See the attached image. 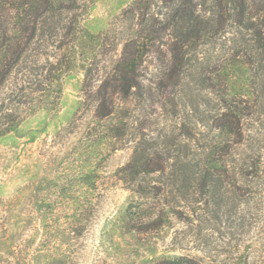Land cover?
<instances>
[{
	"label": "rangeland",
	"instance_id": "374dc122",
	"mask_svg": "<svg viewBox=\"0 0 264 264\" xmlns=\"http://www.w3.org/2000/svg\"><path fill=\"white\" fill-rule=\"evenodd\" d=\"M213 6L97 0L0 85V264H264V187L241 175L264 133L253 41L227 17L209 33ZM234 102L227 158L214 147Z\"/></svg>",
	"mask_w": 264,
	"mask_h": 264
},
{
	"label": "trees",
	"instance_id": "16d2710c",
	"mask_svg": "<svg viewBox=\"0 0 264 264\" xmlns=\"http://www.w3.org/2000/svg\"><path fill=\"white\" fill-rule=\"evenodd\" d=\"M97 0H0V85H3L9 77L16 71L26 57H28L35 45L48 30L50 37H67L72 32L79 33V30L73 26V22H78L76 12L81 8L87 11L96 3ZM218 2L219 7L213 6L210 9L211 17L208 19V32L217 33L215 22L227 17L236 23L241 32L251 34V43L248 51L252 52L254 63L257 64V81H256V114L260 126L264 129V0H214ZM248 1L252 2L253 8L250 9ZM230 4L234 11H227L223 3ZM73 14L70 20L67 16ZM218 17V18H217ZM198 18V17H197ZM65 20V22H64ZM51 24V25H50ZM82 33V32H81ZM84 36L85 34H81ZM233 55L240 53V46L234 45L230 48ZM232 55V56H233ZM64 64L52 66L49 75L57 72V79L60 83L63 74ZM48 81V80H47ZM116 84L123 86L125 78L114 79ZM122 91V90H121ZM123 92V91H122ZM245 112V111H244ZM243 112V114H244ZM242 112L236 102L227 106L226 116L223 124V138L220 142L215 143L214 149H219L221 156L232 158L234 146L240 144V141L234 139L239 134V117ZM15 129L14 125L4 129L2 133H7ZM256 143L250 153L245 154V162L255 171L248 173L245 168H241V175H251L252 178L262 181L264 187V133L262 137L256 138ZM210 162H214L211 154ZM144 173L142 166L135 168L134 177L139 178ZM194 174V180H207L211 184L212 195L220 191V178L212 173ZM254 174V175H253ZM264 194V189L262 190Z\"/></svg>",
	"mask_w": 264,
	"mask_h": 264
}]
</instances>
